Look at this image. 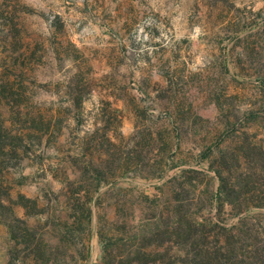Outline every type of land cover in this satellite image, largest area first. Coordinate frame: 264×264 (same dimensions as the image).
Segmentation results:
<instances>
[{"label":"rangeland","instance_id":"1","mask_svg":"<svg viewBox=\"0 0 264 264\" xmlns=\"http://www.w3.org/2000/svg\"><path fill=\"white\" fill-rule=\"evenodd\" d=\"M263 109L264 0H0L3 203L55 252L54 224L76 217L67 195L80 188L79 217L91 213L72 228L68 264H100V235L112 254L127 249L172 205L196 243L200 224L206 245L213 222L251 216L264 229V207L235 211L214 170L234 136L264 151ZM87 166L104 175L98 193ZM20 195L35 200L31 217ZM160 234L147 250L168 246ZM13 245L0 223V264H35ZM188 250L180 240L170 261Z\"/></svg>","mask_w":264,"mask_h":264},{"label":"trees","instance_id":"2","mask_svg":"<svg viewBox=\"0 0 264 264\" xmlns=\"http://www.w3.org/2000/svg\"><path fill=\"white\" fill-rule=\"evenodd\" d=\"M254 114V111H246L244 117L250 118ZM262 114L264 122V109ZM232 139H236L238 145L230 150L220 151L219 155L215 157L216 167H214V170L219 181L220 193L224 195L227 202L232 204L237 212L245 211L252 207L262 208L264 207L263 149L260 144L252 143V140L246 134L241 136V138L234 136ZM4 165L5 157L0 161V207L6 209L7 213L4 215L5 219L0 217V223L7 228L8 238L14 244L12 249L15 250L16 246L23 245L28 250L27 256L35 264H68L66 253H68V247L72 246L75 234L72 228L85 224L88 229L89 225L90 207L86 208L87 214L85 218L87 219L84 223L79 217L83 215V210L79 211L78 205L75 204V200L83 198V195L80 194L81 189H73L69 191L71 196L67 195V198L72 197V206L69 208L74 211L73 213L76 217L70 220L69 218H73L72 215L69 216L68 209H64L65 215L67 212L68 216L62 217V215H58V219H56L54 224L57 232L55 246L61 249H57L55 252H51V250L45 252L46 243L41 237L38 238L36 234L38 231L36 221L34 220L35 224L27 223L26 220L15 216L11 206L3 203L6 195L1 187L3 179L2 168ZM86 169H89L88 166ZM89 171L92 172L88 177L89 184L98 193L104 175L98 169H89ZM82 175L85 177L84 174ZM77 176L76 180H73L81 182L83 177L81 175ZM64 180L68 181V175H65ZM16 200L13 202L26 208V215L31 217L33 214L27 213V203L30 202L34 206L35 200L26 199L24 201L25 199L22 195L18 197V201ZM181 211L182 207L179 205H172L170 209H162L159 215L160 223H158L157 227L152 228L150 224L147 227L144 226L142 230L136 233L127 249L118 253L112 254L111 243L108 244L107 238L100 235L102 249L100 264L167 263L176 255L175 253L171 254L170 250L173 245H180V240H183L184 246H189V250L185 252L184 258L181 257L180 261L178 260V263L174 259L168 264H264V229L260 227L255 217H241L229 227L220 225L218 222L209 224V233L214 236V239L212 245H206L205 235L202 230L205 225H199L201 229L197 232V240L201 239V241L196 243V234L188 232L187 225L184 224V215H182ZM160 231L168 233L167 240L161 239V241L166 240L168 246L162 249L158 246V248H154L153 251L155 252L152 253V250H147L148 244L151 245L154 238L159 240L160 236L163 235L160 234ZM85 234H83V237ZM83 240L81 239L82 242ZM88 254V249H85L83 253H79V258L85 259ZM72 260L74 261V259Z\"/></svg>","mask_w":264,"mask_h":264}]
</instances>
